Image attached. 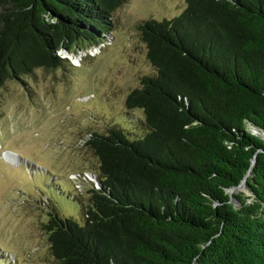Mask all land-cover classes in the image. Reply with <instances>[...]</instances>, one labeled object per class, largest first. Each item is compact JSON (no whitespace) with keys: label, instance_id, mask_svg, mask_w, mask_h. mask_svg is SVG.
Masks as SVG:
<instances>
[{"label":"trees","instance_id":"obj_1","mask_svg":"<svg viewBox=\"0 0 264 264\" xmlns=\"http://www.w3.org/2000/svg\"><path fill=\"white\" fill-rule=\"evenodd\" d=\"M184 1L138 24L155 68L125 99L139 132L84 139L97 183L68 197L83 222L45 205L56 264H264V0ZM123 2L0 0V87L103 43Z\"/></svg>","mask_w":264,"mask_h":264},{"label":"rangeland","instance_id":"obj_2","mask_svg":"<svg viewBox=\"0 0 264 264\" xmlns=\"http://www.w3.org/2000/svg\"><path fill=\"white\" fill-rule=\"evenodd\" d=\"M185 6L184 0H124L103 43L62 49L69 60L64 66L37 68L0 87V264H56L43 227L50 212L45 205L51 200L59 216L83 222L68 197L83 190L84 175L97 183L88 174L95 158L83 145L85 137L113 123L139 132L135 125L142 112L128 109L125 99L155 68L138 24L171 19ZM241 191L248 194L244 183L232 190V202ZM58 202L71 207L63 211Z\"/></svg>","mask_w":264,"mask_h":264},{"label":"water","instance_id":"obj_3","mask_svg":"<svg viewBox=\"0 0 264 264\" xmlns=\"http://www.w3.org/2000/svg\"><path fill=\"white\" fill-rule=\"evenodd\" d=\"M64 50L68 52V50H66V49H64ZM263 137H264V135H263ZM89 175L93 176V174H92V173H89ZM93 178H95V177L93 176ZM243 183L245 184V182H244V181H242V182H241V184H243ZM232 190H234V188H231V189H230V191H231V192H232Z\"/></svg>","mask_w":264,"mask_h":264},{"label":"bare ground","instance_id":"obj_4","mask_svg":"<svg viewBox=\"0 0 264 264\" xmlns=\"http://www.w3.org/2000/svg\"><path fill=\"white\" fill-rule=\"evenodd\" d=\"M6 151H9V150H6ZM9 152L11 153L10 156H12V158H15V161H17L15 153H13L12 151H9Z\"/></svg>","mask_w":264,"mask_h":264}]
</instances>
